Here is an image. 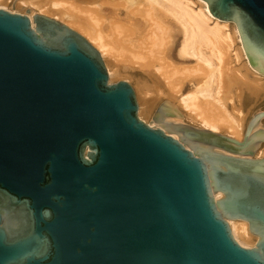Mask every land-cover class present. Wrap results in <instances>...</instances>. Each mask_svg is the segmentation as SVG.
Wrapping results in <instances>:
<instances>
[{
  "label": "water",
  "instance_id": "95a60500",
  "mask_svg": "<svg viewBox=\"0 0 264 264\" xmlns=\"http://www.w3.org/2000/svg\"><path fill=\"white\" fill-rule=\"evenodd\" d=\"M203 1L264 77V0ZM138 110L82 34L0 7V264H264V110L240 139Z\"/></svg>",
  "mask_w": 264,
  "mask_h": 264
},
{
  "label": "bare ground",
  "instance_id": "6f19581e",
  "mask_svg": "<svg viewBox=\"0 0 264 264\" xmlns=\"http://www.w3.org/2000/svg\"><path fill=\"white\" fill-rule=\"evenodd\" d=\"M19 1L86 37L104 59L110 81L133 82L140 117H153L156 104L167 100L199 127L238 139L240 101L245 93L264 90V77L249 65L236 26L231 33L230 23L214 17L203 0ZM176 34L182 36L179 57L193 62L172 59ZM260 153L264 157V147Z\"/></svg>",
  "mask_w": 264,
  "mask_h": 264
},
{
  "label": "rangeland",
  "instance_id": "374dc122",
  "mask_svg": "<svg viewBox=\"0 0 264 264\" xmlns=\"http://www.w3.org/2000/svg\"><path fill=\"white\" fill-rule=\"evenodd\" d=\"M20 1L19 0H4V2L2 4H0V7L3 6L4 9H8V10H11V11H16V12H25L26 9H31L29 6H24L22 7V5H18ZM1 7V8H3ZM199 6H197L198 8ZM32 10V9H31ZM33 11H37V10H33ZM38 12V11H37ZM32 13V11H31ZM40 13V12H39ZM230 23V22H229ZM231 26V27H230ZM229 28H230V32L232 33L233 32V27H232V23L229 24ZM182 36L180 34H176L174 35L172 38H171V43H170V54H172V59L174 61H176L177 63H180V64H189L193 61L191 60H186V59H183V58H180L179 55H178V48L180 47V43H181V39ZM177 56V57H176ZM181 59V60H180ZM104 60V59H103ZM180 60V61H179ZM187 62V63H185ZM105 63V61H104ZM106 66V64H105ZM107 69V67H106ZM108 72V71H107ZM109 75V73H108ZM117 80H122V79H113V80H109V82H113V81H117ZM130 84L133 86L134 90H135V93H136V97H137V101H138V105L140 103V98H139V94L136 90V87H135V84L132 82H130ZM189 89V85L186 84L184 90L187 91ZM161 101H159L157 104H156V107L155 109L161 104L160 103ZM229 102V101H228ZM230 103V102H229ZM237 103V102H236ZM239 105L241 106V111L243 113V116H244V120H243V124H242V127H241V132H240V136L238 139L241 138L242 134H243V131H244V128H245V125L248 121V119L253 115V113L259 111V110H264V90L261 91L259 93L258 96H254V95H250L248 93H245L243 98H242V101H240ZM138 115H140L139 113V110H138ZM140 117V116H139ZM151 117L150 115H142V117H140L141 119H143L144 121L146 122H149L151 120ZM183 121H186V122H189L191 124H194V125H197V126H200L196 123H194L193 121H190L186 116L182 118ZM262 123L264 124V119L262 120ZM222 132H225V131H222ZM226 133V132H225ZM227 134V133H226ZM229 135V134H228ZM230 136H233V135H230ZM234 137V136H233ZM236 138V137H235ZM264 147V144L261 145V147H259L256 152H255V156H263L260 152L261 150L263 149Z\"/></svg>",
  "mask_w": 264,
  "mask_h": 264
}]
</instances>
